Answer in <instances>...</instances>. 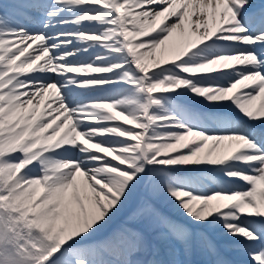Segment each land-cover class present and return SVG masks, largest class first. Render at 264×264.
Masks as SVG:
<instances>
[{
  "label": "snow or ice",
  "instance_id": "1",
  "mask_svg": "<svg viewBox=\"0 0 264 264\" xmlns=\"http://www.w3.org/2000/svg\"><path fill=\"white\" fill-rule=\"evenodd\" d=\"M0 264H264V0H0Z\"/></svg>",
  "mask_w": 264,
  "mask_h": 264
}]
</instances>
